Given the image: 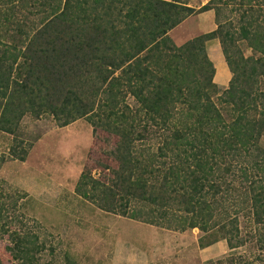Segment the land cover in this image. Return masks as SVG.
I'll use <instances>...</instances> for the list:
<instances>
[{
  "label": "trees",
  "instance_id": "16d2710c",
  "mask_svg": "<svg viewBox=\"0 0 264 264\" xmlns=\"http://www.w3.org/2000/svg\"><path fill=\"white\" fill-rule=\"evenodd\" d=\"M225 9L238 14L235 33L219 21ZM207 11L216 29L176 46L168 33ZM215 39L231 73L221 92L206 50ZM25 116H51L59 127L86 118L119 141L105 177H92L88 164L76 182V195L95 208L197 229L201 246L224 240L233 250L248 234L228 213L229 197L231 213L261 225L251 237L264 252V0L197 9L181 0H0V132L14 137ZM153 140L155 150L142 147ZM27 152L10 154L23 162ZM3 210L0 195V220ZM7 232L0 225V237ZM31 237L6 247L20 264H34L44 248Z\"/></svg>",
  "mask_w": 264,
  "mask_h": 264
},
{
  "label": "rangeland",
  "instance_id": "374dc122",
  "mask_svg": "<svg viewBox=\"0 0 264 264\" xmlns=\"http://www.w3.org/2000/svg\"><path fill=\"white\" fill-rule=\"evenodd\" d=\"M181 1L197 9L208 0ZM229 10L222 11L219 21L227 22V28L235 33L238 14ZM211 12L212 30H215L217 23ZM207 24L209 22L202 30L200 28L202 32L211 31ZM198 33L187 27L180 33L173 30L168 35L180 46ZM238 46L245 57L251 55L245 43L238 42ZM206 50L218 72L216 57L224 59L219 40L206 44ZM228 76L223 86L221 81L218 83L215 69L213 83L220 92L228 87L230 71ZM126 103L135 109L132 98L127 97ZM156 140L142 147L151 152L158 145ZM118 144L116 138L94 129L86 118L59 127L51 116L38 119L25 116L14 137L0 132V195L4 204L0 225L8 230L0 237V264H20L6 247L24 232L32 236L31 242L44 247L35 255L34 264H65L66 253L75 264H219L229 258L232 264H264V252L257 249V239L251 237L260 231L261 225L242 214L231 213L227 204L229 197L225 203L228 213L238 221L240 236L248 234V241L233 250L224 240L201 246L199 239L204 234L197 229L167 230L104 212L82 200L75 193L80 174L89 164L93 168L92 177H105L112 168V150ZM261 146L264 148V135ZM23 148L28 150L25 160L13 159L10 152ZM98 160H104V165ZM13 232L19 236L11 237ZM208 242L206 236L204 243Z\"/></svg>",
  "mask_w": 264,
  "mask_h": 264
},
{
  "label": "crops",
  "instance_id": "0c3cea01",
  "mask_svg": "<svg viewBox=\"0 0 264 264\" xmlns=\"http://www.w3.org/2000/svg\"><path fill=\"white\" fill-rule=\"evenodd\" d=\"M163 1L170 2L172 0H163ZM202 5H204V4L202 3ZM202 5H200V6H202ZM206 22H209V24H207V25L211 28V29L210 28H208V29L213 31L212 30L213 27H214V24H213V13L211 11H207V12H204V13H201V14L189 16L179 26H177L173 30L176 31L177 33H180L182 29H187V27H188V28H191L192 30H196V31L199 32L195 36H192V37H196L197 35H201V34L205 33V32H202L201 30L205 27V23ZM200 28H201V30H200ZM173 30H171L170 33L173 32ZM192 37L186 39L185 41L192 39ZM173 41H174V39H173ZM213 41H215V40H213ZM211 42L212 41H210L209 43L211 44ZM182 43H184V42H181L179 45H181ZM209 43H207V46H208ZM216 59H218L217 66L219 67V70L217 72L216 66H215L214 69H216V73L218 75L219 82H218V80H216V81L218 83H220V81H221L222 83H220V84H223V86H224V84L226 83V80H228V77H229L228 76V72L229 71H228V68L226 66V63L224 64V62H225L224 59H221V58H218V57H216ZM222 247L223 246L221 245L220 248H222Z\"/></svg>",
  "mask_w": 264,
  "mask_h": 264
}]
</instances>
